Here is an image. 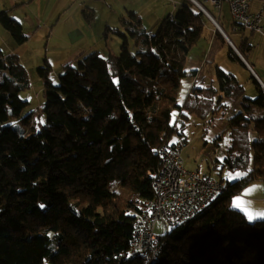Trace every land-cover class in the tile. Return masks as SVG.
<instances>
[{"label":"trees","instance_id":"obj_1","mask_svg":"<svg viewBox=\"0 0 264 264\" xmlns=\"http://www.w3.org/2000/svg\"><path fill=\"white\" fill-rule=\"evenodd\" d=\"M129 18L121 19L126 34L115 30L122 40L118 55L80 53L56 82L48 65L37 69L44 121L28 135L10 124L29 126L30 113L21 118L28 101L19 96L29 88L27 72L16 54L0 50V264H264V218L252 221L231 204L252 181L264 180L262 88L250 76V97L218 66L214 82L201 83L202 71L193 82L197 70L188 72L185 62L210 21L190 1L154 34L136 14ZM0 25L16 45L27 40L8 10L0 12ZM129 37L140 49L134 54ZM227 46L228 56L242 64ZM185 78L193 85L181 103ZM177 115L180 135L189 115L216 132L211 143L220 158L213 164L223 189L167 230L146 261L130 252L131 224L153 195L158 148L176 143ZM110 178L133 197L110 191Z\"/></svg>","mask_w":264,"mask_h":264},{"label":"rangeland","instance_id":"obj_2","mask_svg":"<svg viewBox=\"0 0 264 264\" xmlns=\"http://www.w3.org/2000/svg\"><path fill=\"white\" fill-rule=\"evenodd\" d=\"M29 5V10L41 18V22L34 20H26L25 34L27 36V50L23 52L20 60L21 65L27 72L29 88L20 92V98L28 101V105L24 108L21 118L30 113L29 126L18 120L10 122L12 128L21 134L28 135L31 132V127L38 129L44 118L40 112V105L44 102L43 96V79L37 73V69L48 65L50 67L49 78L57 81V78L62 73V67L67 62L74 64L75 57L80 53L87 54L92 51H97L101 55H107L110 52L113 55L120 53L122 40L115 30L118 29L121 33L126 34L128 24H121V19L130 20L127 11L132 13L140 9L138 3L134 0H32ZM116 7L117 12L111 11V6ZM207 10H211L209 4L203 3ZM127 10L126 12L124 10ZM26 12L21 6L14 10V14H22ZM143 14V12H141ZM27 16H31L28 14ZM163 19L145 18L143 27L148 34H154ZM2 26L0 25V28ZM11 39L10 34L8 33ZM127 48L130 53L134 54L140 50L132 37H129ZM205 34L200 39V43L190 52L193 65L187 64L188 72L204 58L206 51L202 50L204 43H207ZM12 43V39H11ZM9 43V44H11ZM209 43V42H208ZM15 45L14 43H12ZM225 53V51H224ZM220 47H214L209 55V60L213 56H220ZM196 55V56H195ZM221 67L229 71L230 66L228 61L220 62ZM238 79L241 77L237 74ZM189 78L182 79L180 90L178 93L179 102L183 103L187 88L190 85ZM242 84V83H241ZM245 87L244 84H242ZM248 87V85H246ZM246 88V87H245ZM181 119V118H180ZM181 131V124L178 125ZM184 132L181 138L185 140L182 146V158L184 167L188 170L198 169L201 173L212 172V175L219 177L214 169V156L220 158V154L207 156L208 150L211 148V139L215 137V131L204 124V120L196 115L188 116ZM207 140L208 146L205 143ZM173 140L177 141V135L173 134ZM223 176L227 175V171L223 169ZM263 182V180H262ZM259 181H252L248 189L252 191H260ZM108 188L112 192L119 193L123 197H133V194L123 188L117 179L110 178ZM255 206L253 203H251ZM255 207L261 208V203ZM261 210V209H260ZM242 211V210H241ZM245 213L244 211H242ZM259 212V209L257 210ZM246 214V213H245ZM255 220L254 218H249ZM263 219V218H261ZM166 233L165 225L161 221H157L154 225V234L159 238Z\"/></svg>","mask_w":264,"mask_h":264},{"label":"crops","instance_id":"obj_3","mask_svg":"<svg viewBox=\"0 0 264 264\" xmlns=\"http://www.w3.org/2000/svg\"><path fill=\"white\" fill-rule=\"evenodd\" d=\"M129 2V0H127ZM187 1L190 0H134V2L138 3L140 6V9H137L135 12H132L138 16L142 24H144V19L145 18H153V19H165L168 17H173L179 9L187 3ZM198 3H205L209 4L208 2H205L204 0H194ZM191 2V1H190ZM32 0H0V12L3 10H8L9 16L13 18L15 21H17L23 28V31L25 33V24L26 20H34L37 22H41V18L39 15L31 12L29 10V5L32 4ZM192 3V2H191ZM211 7V10L206 9L210 17H212L213 20H215L218 23V26L220 30L222 31L219 32L217 28L215 27L214 23L207 18L208 21L204 23V30L197 42L200 43V39L203 37L205 34L207 43H204L202 46V50L206 51L204 58L199 61L193 69L197 70V75L196 78L193 80L195 82L197 80V77L199 76V73L202 71L206 77L204 81L201 79V83H209V82H214V66H218L221 69L220 62L223 61H228L230 70L226 71L228 73H231L237 81L241 84H244V93L250 97H253L255 95V84L252 82V79H250V76H253V78L257 81L259 86L262 88L264 87V36L257 32H251L246 29H242L241 27L237 26L230 15V10H229V2L228 0H222L221 6L219 9H216L213 5L209 4ZM21 6L25 9L26 12L22 14H14V10L16 7ZM204 7V6H203ZM117 8L114 7V5L111 6V11L112 12H117ZM262 10V30L264 31V0H252L250 3V11L251 12H258ZM125 12L127 11L126 9L124 10ZM143 12V14L141 13ZM130 12L127 11V14ZM30 14L31 16H27ZM206 16V15H205ZM207 17V16H206ZM162 22V21H161ZM216 31L220 33L222 38L225 39L227 44L232 48V50H236L239 56L235 51L236 55L242 62L239 63L236 60H232L228 56V46L226 43H223L219 35H216ZM225 36H223V35ZM12 39V37H11ZM9 38L8 31H6L3 27L0 28V50L4 52V54H16L19 58V61L21 60L23 56V52L27 50L26 41L22 43L21 45H16L14 43V40ZM209 42V43H208ZM11 43V44H9ZM193 46L189 53L188 57L185 62V68L187 69V64L189 66L193 65V57L190 52L194 49ZM245 46V48H242L243 50L246 49L245 57L239 52L237 49V46ZM249 46V47H247ZM214 47H220V56H213L209 60V55ZM225 51V53H224ZM196 56V55H195ZM191 69V70H193ZM237 74L241 77V81L238 79ZM193 82L190 83V85L187 88V93L191 90V87L193 85ZM241 84V85H242ZM248 85V87L246 86ZM264 92V91H263ZM182 141L185 140L184 138ZM207 144V143H206ZM210 148H216L217 150L212 151L211 155H215L216 152L218 151L217 154L219 153V147L217 148L214 146L212 143ZM208 146V144L206 145ZM222 155L224 154L222 150L220 151ZM187 169V168H186ZM206 173V172H204ZM259 181L260 185V191H252L248 189L250 187V184H248L240 193L236 194L235 196L232 197L231 204L233 207L236 209H239L240 211H244L246 215L249 218H254V219H261L264 218V208L262 206V195H263V188H262V180H257ZM251 203H253L255 206L261 203V208H257L253 206ZM259 209V212L257 210ZM261 209V210H260Z\"/></svg>","mask_w":264,"mask_h":264},{"label":"built area","instance_id":"obj_4","mask_svg":"<svg viewBox=\"0 0 264 264\" xmlns=\"http://www.w3.org/2000/svg\"><path fill=\"white\" fill-rule=\"evenodd\" d=\"M190 1L202 13L208 14L202 3ZM204 1L216 9H219L222 3V0ZM251 1L228 0L231 18L237 26L264 36L261 26L263 11L251 12ZM169 19L172 20V17ZM181 123L177 115L173 126V131L177 135L175 145L163 144L158 148L161 153V163H158L153 178L157 183V198H148L146 211L137 216L131 224V239H133L135 250L150 254V259L155 257L160 241V238L154 234V225L157 221H161L166 230H169L199 213L222 191V184L213 176L201 173L198 169L188 170L184 167L182 158L184 141H182L178 127ZM215 150L217 149L208 150L207 156ZM262 188L264 207V180Z\"/></svg>","mask_w":264,"mask_h":264},{"label":"bare ground","instance_id":"obj_5","mask_svg":"<svg viewBox=\"0 0 264 264\" xmlns=\"http://www.w3.org/2000/svg\"><path fill=\"white\" fill-rule=\"evenodd\" d=\"M157 157H158V163H161V153L159 151H157ZM152 191H153V195L151 198H157V183L153 180L152 181ZM147 208V199L144 200V204H143V211H146ZM130 252L132 254L137 253L139 254L144 260L149 261L150 260V254H146V253H141L137 250H135L134 245H133V239H130ZM158 248H159V244H158ZM157 253V250H156Z\"/></svg>","mask_w":264,"mask_h":264},{"label":"water","instance_id":"obj_6","mask_svg":"<svg viewBox=\"0 0 264 264\" xmlns=\"http://www.w3.org/2000/svg\"><path fill=\"white\" fill-rule=\"evenodd\" d=\"M204 13V12H203ZM206 16H207V18H209V20H211L213 23H214V25H215V27L217 28V30L219 31V32H221L222 33V31L220 30V28H219V26H218V23L215 21V20H213L208 14H206V13H204ZM223 35V34H222ZM224 36V35H223ZM225 37V36H224ZM225 39H226V37H225ZM227 40V39H226ZM238 55H239V53L236 51V50H234ZM240 56V55H239ZM241 57V56H240ZM216 157V156H215ZM214 169H215V165H214ZM205 174H208V175H210V176H213L212 175V172H210L209 171V173L208 172H206ZM214 178H216L217 180H218V178L217 177H215V176H213ZM219 181V180H218ZM220 182V181H219ZM222 189H223V185H222ZM262 199H263V195H262ZM262 206H263V201H262ZM264 208V207H263ZM167 231V230H166Z\"/></svg>","mask_w":264,"mask_h":264}]
</instances>
